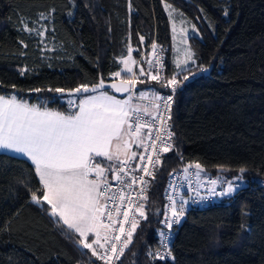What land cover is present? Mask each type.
<instances>
[{
	"label": "trees",
	"instance_id": "trees-1",
	"mask_svg": "<svg viewBox=\"0 0 264 264\" xmlns=\"http://www.w3.org/2000/svg\"><path fill=\"white\" fill-rule=\"evenodd\" d=\"M165 4L199 35L188 42L195 63L180 71L169 59ZM26 25L33 31H24ZM153 38L166 47L164 78L193 75L176 91L169 112L181 159L199 162L207 176L244 169L248 185L228 203L189 210L173 238L174 259L153 260L163 186L178 167L172 153L161 155L142 202L148 218L115 264H264V191L251 180L264 179V0H0V95L70 112L66 96L48 88L129 77L112 75L118 59L130 47L140 62ZM136 79L144 83H136L135 94L166 89L147 71ZM37 186L29 161L0 152V264H98L64 235L67 228L43 210L46 204L31 202L28 189Z\"/></svg>",
	"mask_w": 264,
	"mask_h": 264
},
{
	"label": "snow or ice",
	"instance_id": "snow-or-ice-1",
	"mask_svg": "<svg viewBox=\"0 0 264 264\" xmlns=\"http://www.w3.org/2000/svg\"><path fill=\"white\" fill-rule=\"evenodd\" d=\"M167 7L169 6L166 5ZM40 16L46 19L43 13ZM24 31L31 32L33 29L26 25ZM173 31L175 32V28ZM37 35L43 36L44 33L40 31ZM173 38L175 39V36ZM143 39L141 36L140 40ZM156 48L157 45L152 44L154 55ZM183 54V60H176L177 68L190 62L195 63L194 54L190 49H184ZM119 62L124 66L121 71L131 75L111 87L116 92L129 93L128 98L124 100L99 91V94L82 96L78 103L69 99V106L75 105L76 111L65 114L50 110L46 106L29 105L15 95H0V151L26 157L34 166L38 186L28 189L31 202L36 205L46 204L48 207L43 210L58 225L66 226L64 235L74 240L78 247L88 249L91 255L103 261V264H111L114 259L120 260L133 242L134 233L140 224L139 218H148L146 204L140 202L148 200L149 181L144 177L154 180L155 169L162 163L161 154L173 148L169 141L174 133L165 127L170 116L162 115L160 109L163 108L165 114L171 111L177 88L182 85V81L177 79L181 73L162 79L159 69H156L155 74L149 71V78L163 88H171V94L161 96L152 91L150 105L132 104L136 83L144 81H137L133 73L131 65L136 64V61L130 47L127 56H121ZM148 64L149 69L155 65L163 67L159 58L154 62L148 61ZM25 71L27 69H22L21 75ZM121 71L112 75L120 77ZM140 75H145L143 68L140 69ZM188 79V75H183V81ZM104 86V81L101 80L92 86L82 84L71 90L57 87L48 88L47 91L60 94L67 91L71 97L76 94L97 93ZM34 91L40 92L41 89ZM148 95V92L142 91L139 93V99L146 100ZM161 101L162 103H159ZM146 116L151 120L144 119ZM157 121L160 127L153 123ZM144 129L148 131L144 132ZM146 141L151 143L146 144ZM132 144L137 148L143 147L146 153H149V149L151 152L147 156L138 155L136 151L131 150ZM98 157L108 161L109 165L103 166ZM137 157L141 164L131 165V161ZM129 165L132 171L142 172L143 175L129 176L125 171ZM193 169L194 172L190 171ZM109 171L113 173L112 178L122 185L118 191L114 190L108 181ZM240 171L243 172L244 169ZM204 172L205 169L199 162H189L183 167V179L187 181L188 191L179 198L173 195L179 191V186L174 181H169L170 191H165L168 203L164 205L162 219L159 221L167 231H158L160 246L165 251L149 253L153 259H174L169 246L170 234L174 225L181 223L186 214V206L190 202L200 203L215 197H228L237 191L230 180L220 177L202 178L201 174ZM191 177H194V180L190 179ZM137 182L140 188L135 196L124 191L125 188L131 189ZM201 189H204L207 195H202ZM243 214L248 215L246 211ZM90 236L94 237L91 241Z\"/></svg>",
	"mask_w": 264,
	"mask_h": 264
},
{
	"label": "built area",
	"instance_id": "built-area-1",
	"mask_svg": "<svg viewBox=\"0 0 264 264\" xmlns=\"http://www.w3.org/2000/svg\"><path fill=\"white\" fill-rule=\"evenodd\" d=\"M152 44H156L157 45V43H156L154 38L150 41V43L148 44V46L145 49V51H143L140 54L139 60L145 62V65H146V67L148 69V72L152 71L153 74H155L156 69H159L160 70V75H161L162 79H164V74H165V72H164L165 71V67H164V53L166 52V47H161V46L157 45V48L155 50L156 55H154L153 54V49H152ZM157 58H159L161 60V63L163 65V67L161 68L160 65H155L152 69H149L148 61H153L154 62ZM186 75L189 76V79L187 81H183V76L178 78V81H182V85L180 87H178L177 90H179L184 84H186L187 82H189L193 78L192 74H186ZM157 93L159 95H161V96L169 95V94H171V88H166L164 91H160V92H157ZM128 96H129V93H126L123 98L127 99ZM132 100H135L137 102L141 101V102H145V103H149V104H151V102H152V99L151 100H141V99H139V94H135L134 92L132 93ZM159 103H162V101L159 102ZM160 113L162 115L169 116V113H167V114L164 113V109L163 108L160 109ZM144 119L149 120V121L151 120V118L147 117V116L144 117ZM153 123L156 125V127H160L161 126L158 121L157 122H153ZM165 127L169 128L168 119H167V124L165 125ZM147 131H148L147 129H144V132H147ZM153 134H155V129H153ZM161 134L163 135L164 133H161ZM169 142L173 144V148H172L171 151L166 152V153H172L174 155L175 159L178 162V167L168 174V176L166 178V181L164 183L163 190H162V204H161V208H160L159 221L162 219V215H163V212H164V205H166L168 203L167 199H165V191L166 190L170 191V189H168L169 181L172 180V181L175 182L176 185L179 186V191L176 192V193H173V195L177 196V198H179L180 195H183L184 193H186L188 191V189H187V181H185L183 179L182 169L189 162L183 161L181 159V157H180V155L178 153V150H177L176 146L174 145L173 141L171 140ZM145 143L146 144H150L151 141H146ZM150 152H151V150L149 149V153H146L144 151L143 147H140L138 149V151H137L138 155L139 154H143L145 156L150 154ZM163 154H165V153H162L161 155H163ZM98 160H101L103 166H105V167H107L109 165L108 161H105V160H102V159H98ZM140 164H141V162L139 161L138 157H137V159L131 161V165H140ZM131 165H129L128 167L125 168V171L129 173V176L140 177V176L143 175L142 172L132 171L131 170ZM190 171L194 172L195 170L193 169V170H190ZM201 176H202V178H207V179H216L217 178L216 176H207V175H202V174H201ZM112 177H113V173L111 171H109L107 173L108 181L111 184L112 188L114 190L118 191L122 187V185L119 184L117 181H115ZM220 178L232 181L234 186L237 188V191L233 195L228 196V197H223V198L215 197V198H211V199L206 200L205 202H200V203H191L190 202L189 205L186 206V213L189 210L202 209V208H205L207 206L218 204V203H228V202H230L231 200L234 199V197L236 196L238 191H240L241 189L247 187V185H248V179L243 177L241 172H237L236 174H234V175H232L230 177H220ZM125 179L127 180L128 177H125ZM144 179L150 182L152 178L151 177H144ZM190 179L194 180V177H191ZM251 180L253 181V183L255 185L259 186L264 191V179L263 178H255V179H251ZM139 188H140V185L137 182V184L133 185V187L131 189L125 188L124 191L125 192H131L132 195L135 196L136 193L139 192ZM201 194L202 195H207V193L205 192L204 189H201ZM140 202L142 203L143 201H140ZM184 218H185V216H184ZM184 218L181 220V223L183 222ZM139 219H140V221L143 220L142 218H139ZM181 223L179 225H174L173 230H172V232L170 234V239H169L170 249H171V245H172V242H173L174 235H175L178 227L181 225ZM125 227L127 228L128 226L126 225ZM161 229H164L165 231H167V229L164 228V226L160 222H158V225L155 228V233H154V236H155L156 242H157V246H156V249L153 251V253H156L158 251L163 253L165 251V249L161 248V246H160V239L161 238L158 235V231L161 230ZM101 243H103V240H102ZM106 247H110V245H106ZM98 251H102V250L98 249ZM171 259L172 258H168L167 260H163V261H161L159 259H153V260L164 262V261H169ZM116 262H117V260L114 259L111 262V264H115ZM98 264H103V261L98 260Z\"/></svg>",
	"mask_w": 264,
	"mask_h": 264
},
{
	"label": "rangeland",
	"instance_id": "rangeland-1",
	"mask_svg": "<svg viewBox=\"0 0 264 264\" xmlns=\"http://www.w3.org/2000/svg\"><path fill=\"white\" fill-rule=\"evenodd\" d=\"M166 5H168V4H165V6ZM168 6H170V5H168ZM166 11H167L168 22H169V26H170V38H171L170 50H169V59L171 61V64L173 66H176V60L177 59L183 60V58H184L183 50L184 49H190L189 43H188L189 38L190 37H199V35H198V32H197L195 27H193L192 25H189L188 23H184L182 20H180V18L176 17L177 13L174 9H169L167 7ZM173 28H175V32L173 31ZM193 29H195V31H193ZM174 36H175V39L173 38ZM182 41H184V42H182ZM127 53L124 55V57L127 56ZM118 61H120V58L118 59ZM119 64H120V68L118 71H121L124 66L120 62H119ZM139 64L140 65L142 64V65L139 66ZM131 66L133 68V73H135V75L140 74L141 68H143L144 70L146 69L145 73H146V71L148 73V70H147V67H146L144 61H140V62L136 61V64L131 65ZM186 67H187V65L186 66L182 65L181 68L176 67V69H174V70L180 71ZM136 68H139L138 73L136 71ZM130 75H131L130 73L121 71L120 77H125V76H130ZM115 78H119V77H115ZM148 93H149V95H148V98L146 100H151L152 99V95H151L152 92L148 91ZM69 99L73 100V99H75V97H73V96H71V97L66 96L65 97V100H67V102ZM134 102H135V100L131 101V103H134ZM92 239H94L93 236H90L89 241H91ZM94 247H96V246L94 245Z\"/></svg>",
	"mask_w": 264,
	"mask_h": 264
},
{
	"label": "crops",
	"instance_id": "crops-1",
	"mask_svg": "<svg viewBox=\"0 0 264 264\" xmlns=\"http://www.w3.org/2000/svg\"><path fill=\"white\" fill-rule=\"evenodd\" d=\"M165 9H166V6H165ZM176 17L180 18V20H182V21L185 23V19L183 18V16H181L180 14H176ZM168 25H169V22H168ZM169 28H170V26H169ZM170 43H171V38H170ZM173 68L176 69V66H173ZM106 93H107L108 95H112L111 93H108V92H106ZM95 94H99V92H97V93H91V94H88V95H95ZM83 96H87V95H83ZM112 96H113V95H112ZM80 98H82V96H80V97H78V98H75V99H73V100H74L76 103H78ZM116 99L124 100V98H118V97H116ZM132 104L150 105L149 103H145V102H141V101H138V102L135 101V102L132 103ZM29 105H32V104H29ZM71 108H72V110H71L70 112H74V111H76L75 105H72ZM70 112H62V113L68 114V113H70ZM138 149H139V148H137V146H136L135 144H132V147H131V150H132V151H136V152H137ZM0 152H2V153H6V154H9V155H13V156L22 157V158H24V159L27 160L26 157H23V156H21V155L14 154V153H12V152H3V151H0ZM98 159H102V160H103V158H99V157H98ZM27 161H29V160H27ZM29 162H30V161H29ZM30 163H31V162H30ZM37 179H38V177H37ZM65 227H66V226H65ZM93 238H94V237H93Z\"/></svg>",
	"mask_w": 264,
	"mask_h": 264
},
{
	"label": "water",
	"instance_id": "water-1",
	"mask_svg": "<svg viewBox=\"0 0 264 264\" xmlns=\"http://www.w3.org/2000/svg\"><path fill=\"white\" fill-rule=\"evenodd\" d=\"M207 72H208V69H207V71H205V73H207ZM101 80H103V79L98 78V79H97V82L94 83V84H92V85H95V84L99 83ZM103 81H104V85H105V86H104L103 89L98 90V92H99V91H106V90H108V91H110V93H111L113 96H115V97L123 98V97L125 96L126 93L116 92V91L111 87L112 84H119L121 80L116 79V80H103ZM92 85H90V86H92ZM68 90H71V89H68ZM88 94H91V93L76 94V95H74V96L78 97V96H83V95H88ZM55 95H56V96H68L67 91H66L65 93H63V94L55 93ZM221 171H222V170H218V172H221Z\"/></svg>",
	"mask_w": 264,
	"mask_h": 264
},
{
	"label": "bare ground",
	"instance_id": "bare-ground-1",
	"mask_svg": "<svg viewBox=\"0 0 264 264\" xmlns=\"http://www.w3.org/2000/svg\"><path fill=\"white\" fill-rule=\"evenodd\" d=\"M200 72V71H199ZM188 212V211H187Z\"/></svg>",
	"mask_w": 264,
	"mask_h": 264
}]
</instances>
